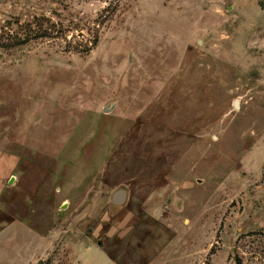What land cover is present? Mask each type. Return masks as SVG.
<instances>
[{
  "label": "rangeland",
  "instance_id": "obj_1",
  "mask_svg": "<svg viewBox=\"0 0 264 264\" xmlns=\"http://www.w3.org/2000/svg\"><path fill=\"white\" fill-rule=\"evenodd\" d=\"M35 159V264H264V0H0V192Z\"/></svg>",
  "mask_w": 264,
  "mask_h": 264
},
{
  "label": "crops",
  "instance_id": "obj_2",
  "mask_svg": "<svg viewBox=\"0 0 264 264\" xmlns=\"http://www.w3.org/2000/svg\"><path fill=\"white\" fill-rule=\"evenodd\" d=\"M35 160L34 164L22 163L18 167V172L12 174L11 182L4 187L3 192H0V208L4 215V219L0 220V264H35L45 251L44 243L38 247L37 239L39 237L42 241L45 236L44 230L51 227V220L55 221L58 218L55 209H48L49 200L45 198V192L48 191L45 189L43 161ZM115 193L119 192H112L111 197H114ZM82 194L83 197L87 196L85 195L87 192ZM72 195L73 199L77 196L73 193ZM69 198L67 197L68 204ZM73 199L71 200L74 202ZM71 207L72 205L62 207V211H72ZM12 226L17 227L22 234L29 233L32 236L31 241L25 239L26 243L22 247L26 244L31 245H27L23 251L19 246L10 248L12 238L11 236L6 238L8 233L6 231Z\"/></svg>",
  "mask_w": 264,
  "mask_h": 264
},
{
  "label": "bare ground",
  "instance_id": "obj_3",
  "mask_svg": "<svg viewBox=\"0 0 264 264\" xmlns=\"http://www.w3.org/2000/svg\"><path fill=\"white\" fill-rule=\"evenodd\" d=\"M11 180V179H10Z\"/></svg>",
  "mask_w": 264,
  "mask_h": 264
}]
</instances>
